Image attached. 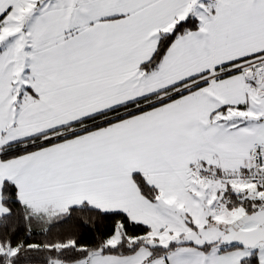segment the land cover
<instances>
[{
    "label": "snow or ice",
    "instance_id": "obj_1",
    "mask_svg": "<svg viewBox=\"0 0 264 264\" xmlns=\"http://www.w3.org/2000/svg\"><path fill=\"white\" fill-rule=\"evenodd\" d=\"M0 264H264V0H0Z\"/></svg>",
    "mask_w": 264,
    "mask_h": 264
}]
</instances>
